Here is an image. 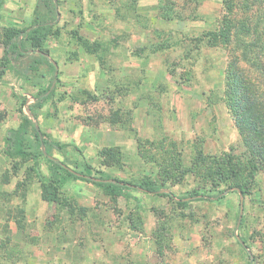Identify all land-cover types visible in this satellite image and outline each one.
<instances>
[{
  "label": "rangeland",
  "instance_id": "obj_1",
  "mask_svg": "<svg viewBox=\"0 0 264 264\" xmlns=\"http://www.w3.org/2000/svg\"><path fill=\"white\" fill-rule=\"evenodd\" d=\"M55 1L43 45L53 68L1 76L0 264H264V170L250 177L226 91L232 46L218 36L240 0ZM35 5L3 0L0 30L31 24ZM20 107L64 145L44 148L30 132L46 180L53 157L159 190L116 195L60 171L56 198L43 199L32 160L2 149Z\"/></svg>",
  "mask_w": 264,
  "mask_h": 264
},
{
  "label": "trees",
  "instance_id": "obj_2",
  "mask_svg": "<svg viewBox=\"0 0 264 264\" xmlns=\"http://www.w3.org/2000/svg\"><path fill=\"white\" fill-rule=\"evenodd\" d=\"M238 17L225 20L218 29V36L226 45L232 46L226 68V86L229 98V110L247 148L246 161L250 163L252 173L260 168L264 170V0H240ZM3 0H0V8ZM55 0H36L35 17L26 27H8L0 30L2 60H0V84L2 74L11 70L16 78L24 80L36 75L39 70L53 68V64L43 52L46 38L53 33L57 18ZM232 6H228L231 9ZM215 31L206 35L216 36ZM79 43L88 52H94L97 44L78 36ZM54 79V76H53ZM15 91V86L11 85ZM52 81L39 91L33 106L41 107L53 94ZM21 120L15 127L5 129L3 152L12 159L32 160V168L42 185V197L47 201L56 198L60 171L73 177L93 182L116 195H128V190L158 191L159 188L149 181L128 183L117 178H94L90 174L80 175L70 169L68 164L51 157L48 166L50 178L46 180L39 167L38 153L31 149L30 132L34 140L44 148L63 149L64 145L52 140L40 132L22 107L19 108ZM41 135V137H40ZM249 176V174H248ZM246 193V189L242 188ZM169 196L173 194L164 193ZM197 198V195H192ZM181 200V199H179ZM183 202H187L186 200Z\"/></svg>",
  "mask_w": 264,
  "mask_h": 264
},
{
  "label": "water",
  "instance_id": "obj_3",
  "mask_svg": "<svg viewBox=\"0 0 264 264\" xmlns=\"http://www.w3.org/2000/svg\"><path fill=\"white\" fill-rule=\"evenodd\" d=\"M40 137H41V135H40Z\"/></svg>",
  "mask_w": 264,
  "mask_h": 264
}]
</instances>
